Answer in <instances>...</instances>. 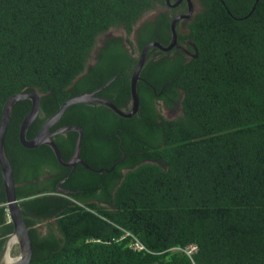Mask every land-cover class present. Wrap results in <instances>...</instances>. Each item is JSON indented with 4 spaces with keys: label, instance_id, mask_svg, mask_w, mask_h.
Instances as JSON below:
<instances>
[{
    "label": "trees",
    "instance_id": "1",
    "mask_svg": "<svg viewBox=\"0 0 264 264\" xmlns=\"http://www.w3.org/2000/svg\"><path fill=\"white\" fill-rule=\"evenodd\" d=\"M195 1L200 11L177 38L194 45L192 57L149 49L132 118L84 103L53 126L81 128L85 162L94 171L114 166L109 173L80 168L85 175H71L62 185L70 192L59 193L67 169L45 145L20 144L31 103L14 105L5 151L32 241L29 264H264V0ZM165 6L0 0V118L9 97L37 92L39 115L26 134L33 139L65 101L109 81L97 96L128 111L140 53L149 42L170 43L171 17L144 23L136 50L125 47H135L128 38L111 37L89 67L88 59L100 35L122 29L128 37L144 14ZM158 104L181 115L166 120ZM63 135L71 153L78 134ZM44 166L62 175L38 182ZM5 204L0 173V256L13 231ZM42 222L49 230L39 235L34 226ZM136 241L143 249L133 248ZM190 245L192 261L181 251Z\"/></svg>",
    "mask_w": 264,
    "mask_h": 264
},
{
    "label": "water",
    "instance_id": "2",
    "mask_svg": "<svg viewBox=\"0 0 264 264\" xmlns=\"http://www.w3.org/2000/svg\"><path fill=\"white\" fill-rule=\"evenodd\" d=\"M181 1L186 2L188 11L184 15L175 16L171 21L172 35L170 43L167 46H163L159 42L152 41L147 43L140 53L138 62L130 79L131 106L128 111H122L109 100L96 95L111 83V81H109L104 86L91 93H82L69 98L59 107L58 111L54 115H52L43 123L36 136L29 140L26 138V134L29 127L39 115L40 95L37 92L31 91L17 93L7 99L2 108V114L0 118V173L6 199L5 205L7 209V216L9 222L12 224L13 231L4 243V247L0 256V264H29L32 257V241L30 238L29 227L22 216L19 201L16 196V183L13 169L5 151V136L14 105L24 100H28L31 103L30 110L24 117L18 134L19 142L24 148L34 149L39 146L46 145L52 149L58 163L61 166L74 167L77 162H80L87 169L91 170V168L79 157L82 145L83 130L76 126H65L58 128L55 132L51 133L50 129L59 121L65 110L75 104L97 103L109 107L120 117L126 119L132 118L139 111L140 107L137 82L140 78V72L145 64L147 52L150 48H157L163 52L172 50L177 45L178 33L176 28L178 22L191 17L194 6L193 0H176L174 3L170 0H165V3L167 7L173 8ZM194 57H197V55H194ZM70 131L76 132L78 137L72 158L69 161H63L57 145L51 140V138L53 136L61 135ZM98 173H100V171H98ZM15 245L18 247V254L13 256L12 249Z\"/></svg>",
    "mask_w": 264,
    "mask_h": 264
},
{
    "label": "flooded vegetation",
    "instance_id": "3",
    "mask_svg": "<svg viewBox=\"0 0 264 264\" xmlns=\"http://www.w3.org/2000/svg\"><path fill=\"white\" fill-rule=\"evenodd\" d=\"M171 2H175L176 0H170ZM156 11V14L154 16V18L151 20L153 21L157 16H159V14L161 13H167L168 17H171V19L173 20V18L175 16H179V15H184L187 13L188 11V8H187V4L185 1H181L180 3L177 4V6L173 7V8H170V7H162V8H159L157 10H154ZM200 11V5L197 3L194 4L193 6V11H192V14H191V17L189 19H183V20H180L177 24V31H178V34L179 35H183L184 33H187L188 32V24L193 20L194 16ZM182 31L184 33H182ZM178 40V39H177ZM103 45V44H102ZM101 45V46H102ZM100 46V47H101ZM99 47V48H100ZM173 49H177L178 51H180L185 57L187 58H191L192 55H193V49L195 51V47L192 43H190L188 40L184 39L183 38V41H177V45L173 48ZM192 50V51H191ZM98 59V56H97V52L94 53L93 55V63L94 64ZM92 64H88L87 63V67H89L90 65ZM97 95V94H96ZM56 129H54L53 127L50 129V132L53 133L55 132ZM62 135V136H61ZM57 135V136H53L51 138V140L57 145V144H60V146L62 147V149H60V147L57 145L59 151H60V154H61V158L63 161H69L72 156H73V152L74 150L70 153V150L67 149L66 147V144L69 142V136L67 135ZM46 146V145H45ZM48 147L51 152L53 153L52 149L49 147V146H46ZM82 151V150H81ZM81 151H80V159L83 160L85 162V159L82 157V154H81ZM54 155V153H53ZM55 156V155H54ZM56 158V157H55ZM57 160V159H56ZM86 163V162H85ZM87 164V163H86ZM88 165V164H87ZM89 166V165H88ZM63 167V166H62ZM90 167V166H89ZM65 169H67V171H65V173H62L63 174V178L60 179V181L56 184L55 186V189L59 192V193H65L67 194L68 192H70L67 188H64L62 185L63 183H65V181H68L69 177H71V175L74 174V177L71 179V180H74L75 178H78V177H83L85 174L83 171L80 170V168H84L86 170H89L87 169L84 165H82L80 162H77L75 164L74 167H64ZM91 168V167H90ZM114 168V166H112L111 169H106L104 167H101L100 169H97V170H93L91 168V170H93L94 172L98 173V171H100V173L98 174H103V173H109L112 169ZM42 176L40 178H38V182H42L44 184L48 183V181L51 180L52 177L54 176H59V175H62L61 172L59 173H56L54 170L48 168L47 166H44V168L40 171ZM126 172V169L125 168H121L120 169V173L121 174H124ZM65 174H66V177H65ZM3 184V183H2ZM17 186V184H16ZM4 191V190H3ZM97 196V195H96Z\"/></svg>",
    "mask_w": 264,
    "mask_h": 264
},
{
    "label": "rangeland",
    "instance_id": "4",
    "mask_svg": "<svg viewBox=\"0 0 264 264\" xmlns=\"http://www.w3.org/2000/svg\"><path fill=\"white\" fill-rule=\"evenodd\" d=\"M194 4L197 5V2L195 0H193ZM156 14V11H150L146 14H144L141 19L137 22V24L135 25L133 32L131 33V35H129L127 37L126 33L124 32V30L122 29H110L109 31L105 32L104 34L100 35L96 41V44L94 46L93 52L90 54V57L88 59V64H92L93 63V55L94 53H96V51L98 50V48L102 45L103 41L111 38V37H120V38H128L135 47H130L128 44H125V47L129 50V52L136 50V33L137 30L146 22L151 21L154 16ZM182 33H184L182 31ZM138 53L137 51L135 52L134 56L137 57ZM158 113L166 120H174L176 118H178L181 115V108L178 107L175 110L171 111L169 109H167L164 105L162 104H158L156 106ZM49 223L51 225H53L52 221H49ZM48 223L47 222H42L40 224H37L34 226V228L36 229V231L39 233V235H44L46 234V232L49 230L48 227L46 226ZM18 254V247L15 245L13 246L12 249V255L15 256Z\"/></svg>",
    "mask_w": 264,
    "mask_h": 264
},
{
    "label": "built area",
    "instance_id": "5",
    "mask_svg": "<svg viewBox=\"0 0 264 264\" xmlns=\"http://www.w3.org/2000/svg\"><path fill=\"white\" fill-rule=\"evenodd\" d=\"M133 248L136 250H141L143 249V246L139 242L136 241L135 244L133 245ZM181 251L192 261V256L197 251V246L190 245L186 247L185 249H181Z\"/></svg>",
    "mask_w": 264,
    "mask_h": 264
}]
</instances>
